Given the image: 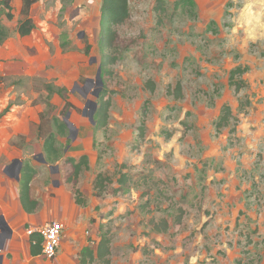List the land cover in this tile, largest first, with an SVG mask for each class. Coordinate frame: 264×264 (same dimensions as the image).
<instances>
[{
	"label": "rangeland",
	"instance_id": "1",
	"mask_svg": "<svg viewBox=\"0 0 264 264\" xmlns=\"http://www.w3.org/2000/svg\"><path fill=\"white\" fill-rule=\"evenodd\" d=\"M177 1L164 0L162 10L159 0H128L111 47L101 42L102 8L74 19L70 0L58 12L52 1L56 16L38 18L35 37L19 43L20 64L0 72V164L35 166L32 190L43 207L1 250L7 264H81L103 234L108 264H264V0ZM239 65L249 70L237 91L230 75ZM49 83L66 87L72 106L58 95L48 102ZM103 104L108 124L97 128ZM225 105L233 114L218 131ZM41 112L62 121L69 113L74 125L64 135L48 125L61 154L55 163L41 162ZM82 155L90 162L79 179L85 205L64 180L66 159ZM38 218L67 226L52 259L30 254Z\"/></svg>",
	"mask_w": 264,
	"mask_h": 264
},
{
	"label": "trees",
	"instance_id": "2",
	"mask_svg": "<svg viewBox=\"0 0 264 264\" xmlns=\"http://www.w3.org/2000/svg\"><path fill=\"white\" fill-rule=\"evenodd\" d=\"M37 0H23L21 15L22 19L19 20L16 31L20 36L26 37L33 33L36 29V23L31 16V8ZM188 0H178L176 7L186 3ZM164 0H159L157 8L164 10ZM5 15L8 20L14 18L12 0H0V17ZM129 17V5L128 0H103L102 4V22H101V42L103 45L111 47L114 43V36L116 30L113 28L115 25L123 23ZM11 34L10 29L0 22V45H3ZM108 61L103 62V66L106 67ZM249 70L248 66L239 65L231 71L230 83L235 87L237 91H240L246 87L247 82L243 78V75ZM47 100L48 102L54 95L60 96L65 101V106H72L71 102L66 96V87L55 86L52 83L46 85ZM106 104V102H105ZM105 104L101 106L98 112V119L96 122L97 128H103L108 124V116L105 109ZM232 109L229 105H225L222 110V115L217 122V130L221 131L229 123V119L232 116ZM53 125L59 133L65 134L68 128L65 121L61 120L56 115H50L47 112H41L40 124L38 126L37 136L43 140V150L46 159L49 163H55L61 159V154L57 147L56 133L53 130H49L48 125ZM64 165H68V171L65 173V183L70 186L76 197V203L79 205H85L86 197L82 193L79 187V179L83 171L89 169L90 162L87 155H82L80 158H67ZM37 168L31 163H23L20 178L19 197L23 209L25 212L32 214L37 212L41 202L38 198L32 195V183L34 181ZM107 177L103 173H99L95 179V189L98 195H102L105 191V183ZM154 221V220H152ZM163 227L159 229L167 230L169 227L168 222L163 220ZM111 239L106 235H101V238L95 248L85 247L80 254L81 264H90L92 261L102 260L108 264L110 262L106 257L111 254ZM42 252V237L37 232L30 234V254L32 256H38Z\"/></svg>",
	"mask_w": 264,
	"mask_h": 264
},
{
	"label": "crops",
	"instance_id": "3",
	"mask_svg": "<svg viewBox=\"0 0 264 264\" xmlns=\"http://www.w3.org/2000/svg\"><path fill=\"white\" fill-rule=\"evenodd\" d=\"M55 1V8L57 9V12L59 8L64 4L63 0H37L32 8H31V16L34 18L36 26L37 24V19L38 18H45L48 19L49 17L56 16V13L51 14L50 10L52 7L50 6L51 2ZM102 3L103 0H70L69 2V7L70 11L67 13L68 15H71V12L73 9H76V13L73 16L74 19H87L95 17L93 16L94 13L100 11L102 8ZM23 0H12V6H13V14L14 18L12 20H8L5 15L1 17L2 23L7 26L11 34L9 38L5 41L3 45H0V72L1 74H6L8 75V68L9 66H14L15 64H20L21 55H20V45L19 43L25 42L26 39H32L36 35V29L33 31V33L29 36L22 37L19 35V33L16 31L17 25L20 19L23 18L21 15V8H22ZM101 14V13H100ZM86 22V21H85ZM102 19L99 20V25L101 26ZM49 26H52L49 24ZM41 41H44L43 37H47L48 34L47 32H44L41 34ZM35 41L37 42V38H35ZM23 42V43H24ZM44 43V42H43ZM32 42H29V50H32ZM46 45V43H45ZM27 47V46H26ZM46 48V47H45ZM12 162V161H11ZM8 164H0V215H4L12 232L8 235V237L5 239V245L2 250L5 249V246H8L9 244L7 243L9 239L14 238L15 236V228H20L22 221L26 218L27 220L33 219L30 218L35 217L42 211L43 207H40L37 210V212L29 214L25 212L23 209V206L20 201L19 197V187L18 179L16 176H14L13 172L7 173L5 171V168ZM32 195L33 190H32ZM35 197V196H34ZM37 198V197H36ZM39 199V198H38ZM26 215V216H24ZM57 217V216H56ZM43 221L47 222L45 218ZM42 221L40 218L36 219L34 223L40 224ZM44 222V223H45ZM43 223V222H42ZM43 223V224H44ZM42 225V224H41ZM65 225V223H64ZM67 228V226L65 227ZM66 229H64V234H65ZM29 233V232H28ZM63 234V238H64ZM0 235H2V231H0ZM30 238V236H29ZM62 238V240H63ZM62 248V245H61ZM59 249V252L61 250ZM29 251H30V246H29ZM58 252V253H59ZM0 255H3V264H7L6 261V256L5 254L1 251ZM39 256V255H38Z\"/></svg>",
	"mask_w": 264,
	"mask_h": 264
},
{
	"label": "built area",
	"instance_id": "4",
	"mask_svg": "<svg viewBox=\"0 0 264 264\" xmlns=\"http://www.w3.org/2000/svg\"><path fill=\"white\" fill-rule=\"evenodd\" d=\"M65 225L59 220H50L40 226L31 227L29 233L37 232L42 237L41 256L54 258L61 248Z\"/></svg>",
	"mask_w": 264,
	"mask_h": 264
},
{
	"label": "water",
	"instance_id": "5",
	"mask_svg": "<svg viewBox=\"0 0 264 264\" xmlns=\"http://www.w3.org/2000/svg\"><path fill=\"white\" fill-rule=\"evenodd\" d=\"M90 81H92V80H90V79L87 80V82H90ZM96 81H97L98 85L101 86L95 92V96L99 97L101 95V91H102V89L104 87V83H103V80H102V77H101V68L98 71V75H97V80ZM92 104L94 105V109H93V111L90 114V118H91L92 122H95L94 115H95V112H96L97 101H93ZM69 115H70L69 113L66 115V117L64 118V121H65V123L67 124V126L69 127V129L71 131V130H74V125L71 122H69V120H68ZM70 137H72V139H74L73 135H71ZM41 162L48 163V161H47V159H46V157L44 156L43 153L41 154ZM22 168H23V161L21 159H19V158H16V159H13L12 162L6 166L5 171L7 173L8 172L11 173V171L13 169H15V171H16V175L15 176L18 179V181H20ZM6 229H8L10 233L12 232V230H11V228H10L6 218H5V216L4 215H0V231L5 232ZM7 237H8V235L0 237V252L3 249V247H4L5 239ZM0 264H3V255H0Z\"/></svg>",
	"mask_w": 264,
	"mask_h": 264
},
{
	"label": "flooded vegetation",
	"instance_id": "6",
	"mask_svg": "<svg viewBox=\"0 0 264 264\" xmlns=\"http://www.w3.org/2000/svg\"><path fill=\"white\" fill-rule=\"evenodd\" d=\"M13 171H15V169H13L11 172H13ZM9 234H10L9 230L6 229L5 232H2V235H0V237L7 236V235H9Z\"/></svg>",
	"mask_w": 264,
	"mask_h": 264
}]
</instances>
